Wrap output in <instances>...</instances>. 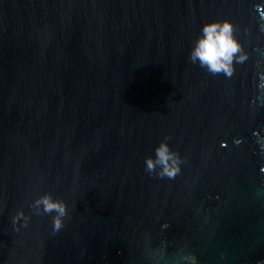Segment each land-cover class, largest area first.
I'll return each instance as SVG.
<instances>
[{
	"label": "water",
	"instance_id": "obj_1",
	"mask_svg": "<svg viewBox=\"0 0 264 264\" xmlns=\"http://www.w3.org/2000/svg\"><path fill=\"white\" fill-rule=\"evenodd\" d=\"M212 19L230 78L188 59ZM262 25L264 0H0V264H264Z\"/></svg>",
	"mask_w": 264,
	"mask_h": 264
},
{
	"label": "clouds",
	"instance_id": "obj_2",
	"mask_svg": "<svg viewBox=\"0 0 264 264\" xmlns=\"http://www.w3.org/2000/svg\"><path fill=\"white\" fill-rule=\"evenodd\" d=\"M188 59L192 64H198L213 75L223 74L230 78L234 63H243L247 55L242 51V46L234 35L231 21L212 19L201 24L189 50ZM182 162L180 156L170 149L167 140H161L154 148V155L146 156L144 160L147 173L169 179H174L180 173ZM33 207L38 214L41 212L54 214L53 231L60 230L63 218L67 215L66 205L62 200L46 193L34 199ZM23 215L22 212H18L13 223L15 224L16 219ZM27 223L28 219L25 217L22 227H27Z\"/></svg>",
	"mask_w": 264,
	"mask_h": 264
}]
</instances>
